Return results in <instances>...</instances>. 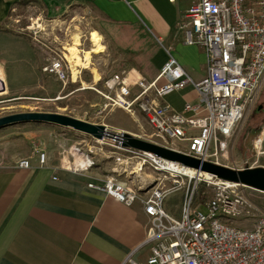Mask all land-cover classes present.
I'll return each instance as SVG.
<instances>
[{
	"label": "built area",
	"instance_id": "built-area-1",
	"mask_svg": "<svg viewBox=\"0 0 264 264\" xmlns=\"http://www.w3.org/2000/svg\"><path fill=\"white\" fill-rule=\"evenodd\" d=\"M186 17L185 43L204 49L207 74L195 81L168 51V60L153 79L134 68L110 76L105 82L108 92L103 93L105 107L131 115L140 111L152 128L150 136L160 141L157 143L226 165L233 136L264 88V0H194ZM35 39L52 50L48 43ZM56 54L45 58L42 71L67 84L73 80L72 63L64 52ZM5 85L0 80V89ZM189 86L198 93L197 101H187L182 110L166 101L168 94ZM108 132L112 135L92 137L97 143L111 139L118 161L150 164L173 182L168 187L158 184L142 190L117 175L98 174L90 183L125 205H143L149 217L144 242L151 250L147 264H264V207L255 205L246 193L250 187L207 179L214 186L213 193L199 201L196 186L190 188L193 177L177 171L178 164L124 147L122 132ZM94 153L93 148H79L77 158L73 155L65 168L93 171L97 167ZM34 160L37 167H45L48 153L36 149L16 166L29 169ZM185 179L188 186L180 215L175 216L166 208V200L183 189ZM238 218L253 219V223L239 226L235 224Z\"/></svg>",
	"mask_w": 264,
	"mask_h": 264
},
{
	"label": "crops",
	"instance_id": "crops-1",
	"mask_svg": "<svg viewBox=\"0 0 264 264\" xmlns=\"http://www.w3.org/2000/svg\"><path fill=\"white\" fill-rule=\"evenodd\" d=\"M23 1L41 15L18 27L20 20L12 11ZM193 1L0 0V68L6 87L11 90L9 64L21 73L25 85L21 88L33 87L36 48L43 58L49 49L35 37L49 40L50 30L44 26L52 23L62 29L65 40L71 25L68 17L78 10L94 15L105 47L99 53L102 57L112 54L126 70L134 68L153 79L170 51L199 81L207 74V57L201 46L186 44L184 36ZM79 48L83 50V44ZM97 67L101 73L105 69ZM165 99L182 110L187 101L198 100V93L189 86ZM32 138L33 132L25 131L0 137V264H147L149 217L143 205H125L90 186L99 173L67 169L65 162L70 160L54 161L52 151L45 148L49 157L45 167H37L36 160L29 169L17 167L18 160L42 149Z\"/></svg>",
	"mask_w": 264,
	"mask_h": 264
},
{
	"label": "rangeland",
	"instance_id": "rangeland-1",
	"mask_svg": "<svg viewBox=\"0 0 264 264\" xmlns=\"http://www.w3.org/2000/svg\"><path fill=\"white\" fill-rule=\"evenodd\" d=\"M12 14L20 20L18 27L30 24L32 18L41 15L37 8H31L29 5L27 7L25 1L19 3ZM68 19L71 25L70 29L69 27L67 29L65 40L62 39V29H59L56 24V26L52 23L44 26L46 30H50L47 36L49 40L42 41L48 42L52 50L48 49V54H45L43 58L41 49L36 48L34 62L37 72L33 87L21 88L25 87L21 82V73L17 74L18 71L13 64L7 65V78L11 90L7 89L6 85L5 88L0 89V117L27 111L58 112L92 123L104 124L109 131L120 133L128 131L143 139L160 142L157 138L150 136L152 128L142 112L136 111L131 115L120 108L105 107L107 100L103 93L108 92L105 87L106 80L113 74H120L128 67L119 65L112 54L108 57L104 55L102 57L99 54L105 47L101 35L95 30L97 25L94 15L89 11L78 10ZM90 30H93L91 32L93 45L88 39ZM82 33L86 34V37ZM74 44L76 47L72 46ZM81 44H83V50L79 48ZM65 47H68V50ZM63 52L72 63L75 80H70L67 84L42 71L46 62L45 58L50 55L57 56L56 53L63 55ZM99 65L105 67L102 73L98 70ZM3 77L0 68V78L3 79ZM95 81H98L97 84ZM261 104L264 105V88L255 106L238 126L233 136L228 153L229 158L225 162L227 166L239 169L252 165L264 166V135L262 134L264 107L261 111L258 110ZM24 131L33 132L34 143L38 142L42 149L51 150L54 161L62 159L72 161L73 155L77 158L79 148L85 150L90 147L95 150L97 166L93 171L101 175H117L131 181L134 187L142 190L151 189L158 184L166 187L173 185L172 179L166 178L150 164L142 166L136 160L118 161L111 139L107 138L103 143H97L91 135L72 128L46 122H25L0 128V137L18 136ZM206 177L204 174L193 177L190 182V188L196 186L199 201L210 198L213 193L214 186L208 181L213 182L216 178ZM187 186L188 181L185 179L183 189L171 194L166 200V208L175 216L180 215ZM245 191L254 199L255 205L264 207V192L250 188H246ZM241 219H236L235 224L249 227L253 223V219Z\"/></svg>",
	"mask_w": 264,
	"mask_h": 264
},
{
	"label": "water",
	"instance_id": "water-1",
	"mask_svg": "<svg viewBox=\"0 0 264 264\" xmlns=\"http://www.w3.org/2000/svg\"><path fill=\"white\" fill-rule=\"evenodd\" d=\"M25 122L56 124L75 129L98 139L103 138L105 135H112L104 124L92 123L58 112L27 111L8 114L0 117V128ZM121 140L124 147L138 149L182 166L193 168L198 173H208L218 180L264 192V166L239 169L204 161L157 142L143 139L128 131L122 132Z\"/></svg>",
	"mask_w": 264,
	"mask_h": 264
},
{
	"label": "bare ground",
	"instance_id": "bare-ground-1",
	"mask_svg": "<svg viewBox=\"0 0 264 264\" xmlns=\"http://www.w3.org/2000/svg\"><path fill=\"white\" fill-rule=\"evenodd\" d=\"M95 34V33H94ZM99 35V34H98ZM80 36V35H79ZM95 36H97L96 34H95ZM96 40V39H95ZM97 40H99L98 38H97ZM94 41V40H93ZM77 43V42H76ZM73 47H76V45L74 44V45H72ZM101 46H102V44H101ZM99 48H101V47H99ZM0 80H2L1 78H0ZM258 142V144H259V140L257 141ZM171 162V161H170ZM176 165H177V163H176ZM175 167H177V171H180V172H183V173H187L188 175H190V176H192V177H200L201 175H203L204 174V176H207L206 178H211V175L210 174H208V173H198L195 169H193V168H190V167H185V166H182V165H180V164H178V166H175Z\"/></svg>",
	"mask_w": 264,
	"mask_h": 264
},
{
	"label": "flooded vegetation",
	"instance_id": "flooded-vegetation-1",
	"mask_svg": "<svg viewBox=\"0 0 264 264\" xmlns=\"http://www.w3.org/2000/svg\"><path fill=\"white\" fill-rule=\"evenodd\" d=\"M263 107H264V105H263V104L259 105V107H258V110H261V109H263Z\"/></svg>",
	"mask_w": 264,
	"mask_h": 264
},
{
	"label": "trees",
	"instance_id": "trees-1",
	"mask_svg": "<svg viewBox=\"0 0 264 264\" xmlns=\"http://www.w3.org/2000/svg\"><path fill=\"white\" fill-rule=\"evenodd\" d=\"M261 110H262V109H261ZM261 110H260V111H261ZM204 200H205V199H204Z\"/></svg>",
	"mask_w": 264,
	"mask_h": 264
}]
</instances>
